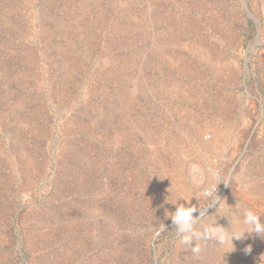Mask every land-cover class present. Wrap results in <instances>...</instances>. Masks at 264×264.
<instances>
[{"label": "rangeland", "instance_id": "1", "mask_svg": "<svg viewBox=\"0 0 264 264\" xmlns=\"http://www.w3.org/2000/svg\"><path fill=\"white\" fill-rule=\"evenodd\" d=\"M180 205L264 222V0H0V264H264Z\"/></svg>", "mask_w": 264, "mask_h": 264}, {"label": "clouds", "instance_id": "2", "mask_svg": "<svg viewBox=\"0 0 264 264\" xmlns=\"http://www.w3.org/2000/svg\"><path fill=\"white\" fill-rule=\"evenodd\" d=\"M213 178L217 180V185L220 183H224L227 185L229 180H220L218 173L212 174ZM197 196V194H194ZM204 196H212V191H207L202 193ZM184 199L185 202H189L183 196L180 197ZM192 197H190L191 200ZM219 201V197L215 195L212 200L213 204H217ZM218 209L220 208V202L217 204ZM237 208H240L239 205H236ZM205 209H201V216H203ZM197 209L195 207H185L180 205L176 208V210L171 214V220L174 225H177L176 233H188L180 237L181 242L184 244H192L193 238L197 241L213 239L222 247H227L229 244L233 245V240H241L245 238L246 234H256L264 238V222H261L260 215H258L255 211L250 208H243V218L242 220L236 221L235 225L231 230L228 227L222 225H214V226H205L204 230L198 231L193 225V221L196 219L193 213L196 212ZM163 230V229H161ZM192 252L198 254L201 250L199 243L192 244ZM245 253L251 252V246H247L244 249ZM261 261L264 262V256L261 257Z\"/></svg>", "mask_w": 264, "mask_h": 264}, {"label": "bare ground", "instance_id": "3", "mask_svg": "<svg viewBox=\"0 0 264 264\" xmlns=\"http://www.w3.org/2000/svg\"><path fill=\"white\" fill-rule=\"evenodd\" d=\"M198 133V132H197ZM216 142L213 143V145H209V146H203L202 148L199 149V155L202 157H208L209 154L212 153V151H214V148L216 147ZM200 156L198 157V159H200Z\"/></svg>", "mask_w": 264, "mask_h": 264}, {"label": "built area", "instance_id": "4", "mask_svg": "<svg viewBox=\"0 0 264 264\" xmlns=\"http://www.w3.org/2000/svg\"><path fill=\"white\" fill-rule=\"evenodd\" d=\"M208 137H209V135H205V138H208ZM219 190L220 189H218L217 186H213V187L205 189L204 192L212 191V196H209V197H215V195H217L219 193Z\"/></svg>", "mask_w": 264, "mask_h": 264}]
</instances>
